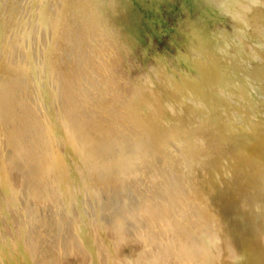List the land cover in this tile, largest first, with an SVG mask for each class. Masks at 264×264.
<instances>
[{
    "label": "rangeland",
    "instance_id": "1",
    "mask_svg": "<svg viewBox=\"0 0 264 264\" xmlns=\"http://www.w3.org/2000/svg\"><path fill=\"white\" fill-rule=\"evenodd\" d=\"M0 264H264V0H0Z\"/></svg>",
    "mask_w": 264,
    "mask_h": 264
},
{
    "label": "bare ground",
    "instance_id": "2",
    "mask_svg": "<svg viewBox=\"0 0 264 264\" xmlns=\"http://www.w3.org/2000/svg\"><path fill=\"white\" fill-rule=\"evenodd\" d=\"M196 1H197V0H196ZM136 2H137V1H136ZM208 7H209V5H208ZM210 8H211V7H210ZM216 8H217V7H216ZM203 16H204V15H203ZM203 16H202V17H203ZM207 17H208V16H207ZM209 19H210V18H209ZM200 28H201V27H200ZM201 29H202V28H201ZM203 29H204V28H203ZM203 33H204V31H203ZM203 33H202V34H203ZM209 33H210V32H209ZM202 34H201V35H202ZM212 38H213V36H212ZM197 39H198V38H197ZM206 39H207V37H206ZM202 40H203V41H202ZM200 42H204V43L206 42V40L204 39V37L200 36ZM7 49H8V48H7ZM217 55H218V54H217ZM218 57H219V56H218ZM213 58H214V56H213ZM7 59H8V58H7ZM210 60H211V59H210ZM213 60H215V59H213ZM211 61H212V60H211ZM220 65H221V64H220ZM218 66H219V65H217V67H218ZM222 67H223V66H222ZM219 68H221V67H219ZM227 68H228V67H227ZM198 69H199V67H198ZM193 70H194V69H193ZM206 71H208V70H205V72H206ZM213 71H214V70H213ZM215 71H216V69H215ZM226 71H227V70H226ZM226 71L224 72V73H225V76H226ZM190 72H191V71H190ZM200 72H202V71H200ZM211 72H212V71H211ZM211 72H209V73H211ZM217 72H218V71H217ZM229 72H230V71H229ZM209 73H208V74H209ZM211 74H212V73H211ZM216 75H218V74H216ZM207 77H208V76H207ZM216 77H217V76H216ZM204 78H205V77H204ZM211 78H212L211 80H213V78H215V77H213V75H212ZM219 78H220V77H218V78H216V79H219ZM225 78H226V77H225ZM208 85H209V84H208ZM78 88H79V87H78ZM78 88H77V89H78ZM173 96H174V95H173ZM144 101H145V100H144ZM133 111H134V110H133ZM139 114H140V113H139ZM141 114H144V113H141ZM147 115H148V114H147ZM134 116H135V115H134ZM149 136H150V138L153 137V131H152L151 133H149ZM256 141H257V140H256ZM256 141H255V142H256ZM252 147H253V146H252ZM260 150H261V149H260ZM246 152H247V151H246ZM259 153H260V151H259ZM247 163H248V162H247ZM165 175H166V174H165ZM167 188H168V187H167ZM167 188H166V189H167ZM173 188H174V187H172V189H173ZM169 190H170V189H169ZM160 196H161V195H160ZM172 198H173V197H172ZM165 199H166V197H165ZM157 200H158V199H157ZM163 200H164V199H163ZM174 204H175V203H174ZM173 206H174V205H173ZM177 207H178V206H177ZM33 212H34V211H33ZM36 215H37V214H36ZM30 217H31V216H30ZM35 217H36V216H35ZM37 217H38V216H37ZM39 220H40V219H39ZM47 221H48V219H47Z\"/></svg>",
    "mask_w": 264,
    "mask_h": 264
}]
</instances>
